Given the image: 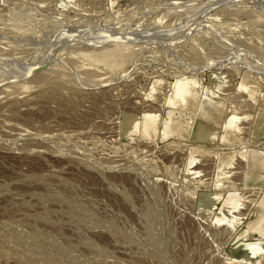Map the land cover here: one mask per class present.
<instances>
[{
    "label": "rangeland",
    "instance_id": "obj_1",
    "mask_svg": "<svg viewBox=\"0 0 264 264\" xmlns=\"http://www.w3.org/2000/svg\"><path fill=\"white\" fill-rule=\"evenodd\" d=\"M251 148L264 0H0V264H264Z\"/></svg>",
    "mask_w": 264,
    "mask_h": 264
},
{
    "label": "bare ground",
    "instance_id": "obj_2",
    "mask_svg": "<svg viewBox=\"0 0 264 264\" xmlns=\"http://www.w3.org/2000/svg\"><path fill=\"white\" fill-rule=\"evenodd\" d=\"M249 75V74H248ZM153 91V90H152ZM176 90L173 94L174 98H176ZM152 115V114H151ZM123 118H125L127 120V123H126V126H125V130H127L129 128V124L130 122L133 120L131 117L127 116L126 114L123 115ZM156 122V121H155ZM199 125V124H198ZM203 128V127H202ZM204 129V128H203ZM195 131H197L196 133L199 134V138L203 139L204 140V135L202 133V131H200V128L198 126H196L194 128ZM202 133V134H201ZM146 135V134H145ZM202 140V141H203ZM205 142V141H204ZM254 148V147H253ZM251 148L250 150L248 149L244 155L245 159H247L250 164H251V167H262L264 166V161H263V155L260 154L256 149H253ZM221 168V167H220ZM221 169H224V168H221ZM220 170V169H219ZM219 173V177L218 179L215 181V184L212 186V190L213 192H217V191H222L224 188H225V182L222 178H227L226 177V173L223 172V170H220L218 171ZM223 181H222V180ZM221 196V195H220ZM220 196L215 195V194H210L209 193V196H208V201L212 203L211 205V208L214 209L216 208V206L218 205V203L220 202L219 199H220ZM223 201V200H222ZM230 203L228 205H225L223 207H221L219 209V215H220V220H223L222 222H224V220H227L228 218L231 219V221H234V220H237L239 218V220L237 221L238 224L240 221H244L242 219V213L241 210H239V206L236 205V203H240L239 200L237 199H234V200H231L229 201ZM215 210V209H214ZM262 212V211H260ZM229 219V220H230ZM260 219H255V220H249V221H244L243 222V225H244V228H242L243 230H241V235L244 236L245 234H248V235H251L252 232L254 231H258V232H261V230L257 229L256 227V224H257V221H259ZM236 222V221H235ZM234 222V223H235ZM241 223V222H240ZM237 224V225H238ZM242 226V225H241ZM263 229V228H262ZM264 233V231H263ZM252 250H255L256 252L258 251H264V249H262L261 247L259 246H253L252 247ZM247 255L248 257H253V253L252 251L249 249L247 251ZM246 261L248 260L247 257H243Z\"/></svg>",
    "mask_w": 264,
    "mask_h": 264
}]
</instances>
